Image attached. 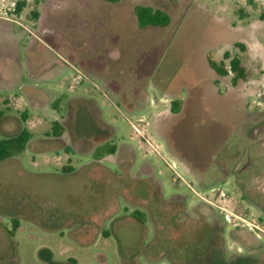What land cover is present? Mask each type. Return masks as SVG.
<instances>
[{
    "label": "rangeland",
    "instance_id": "obj_1",
    "mask_svg": "<svg viewBox=\"0 0 264 264\" xmlns=\"http://www.w3.org/2000/svg\"><path fill=\"white\" fill-rule=\"evenodd\" d=\"M17 1L0 0V139L33 137L0 160V264L264 262V0H74L68 41L34 19L45 0ZM137 4L171 22L140 28ZM225 51L254 76H220Z\"/></svg>",
    "mask_w": 264,
    "mask_h": 264
},
{
    "label": "trees",
    "instance_id": "obj_2",
    "mask_svg": "<svg viewBox=\"0 0 264 264\" xmlns=\"http://www.w3.org/2000/svg\"><path fill=\"white\" fill-rule=\"evenodd\" d=\"M116 1V0H110ZM135 15L140 28L148 26H167L171 22V14L161 8H155L150 5L137 4L135 6ZM236 46L243 52L247 49V45L243 42H237ZM224 58L229 60L228 67L224 61H219L210 53L207 55L210 66L220 75L232 74V83L236 84L239 80H248L254 75L243 61V55L236 53L231 54L225 51ZM180 101L172 103L173 112L180 110ZM55 133L60 135L63 131L62 126L55 122ZM32 133L28 129H22L20 132L0 139V160H4L12 155L24 152L27 149ZM116 146L114 144H103L97 147L96 152L103 151L104 154L114 153ZM139 212V211H138ZM137 213V212H136ZM13 234V232H11Z\"/></svg>",
    "mask_w": 264,
    "mask_h": 264
},
{
    "label": "flooded vegetation",
    "instance_id": "obj_3",
    "mask_svg": "<svg viewBox=\"0 0 264 264\" xmlns=\"http://www.w3.org/2000/svg\"><path fill=\"white\" fill-rule=\"evenodd\" d=\"M104 1L114 4V3H117L121 0H116V1L104 0ZM73 2H74V0H45L43 2V4L41 5V9L38 6H36V9L33 10V17H34V19H37V24L39 26L42 25V23L44 22V20L46 19L47 16H51L52 19H53V16H54V19H56L58 16L60 17L61 20L65 19V21L63 23L64 27H62V29L64 31L63 33L65 36V39H67V41H68L69 40L68 36H70V35L67 32L71 31L72 25H74V27L72 29L75 30V27H76L75 24L82 23L81 19L78 20L76 17H73V16H77V15L82 14L81 13L82 8L79 6H76V4L71 5V3H73ZM35 3H36V5H39L40 2H39V0H36ZM25 6H26V4H25L24 0L23 1H17L15 3L14 9L19 13L25 8ZM46 11H47V13H46ZM134 13H135V7H134ZM81 26L82 25H80L78 27L81 28ZM59 29H60V24L52 23L50 26H45V27L43 26L40 32H41V35L46 36L47 31H49L51 34H48V35L51 36V39H48V40L50 42L57 43L60 41L58 38L54 39V37H56L54 33L56 31H58ZM3 33H5V31L0 33V40H2V38L4 36ZM52 37H53V39H52ZM38 42H41L42 44H47V42H44L42 40L38 41ZM102 44H103V42H102ZM63 45H64V43H63ZM67 45L69 46L70 44L67 43ZM79 47L82 49L81 46H79ZM97 51H98V54H97L98 56L101 55L103 52L105 53L104 56H106V54H109L107 49L103 50V48H102V50L98 49ZM66 52H68L70 55H72L71 51L68 50ZM76 58H79L78 60H80V61H85V58H88V56H87V54H84V52L81 51L79 56H77ZM245 107L249 108L250 105L248 103H245ZM259 107L260 106H258V104H256V109H255V111H253V114H255V117L253 118V116H252V118H251V123L254 124L253 130H252L253 134L251 136V138H253V139L258 137V133L263 130V126H264L263 125V108L262 107L259 108ZM248 112H251V111H248ZM54 126H55V124H54ZM62 128L64 131L65 127L62 126ZM62 132H61V134H62ZM60 135H57V136H60ZM222 185H223V183H222ZM221 186H215L214 185L212 187V189H215V188L220 189Z\"/></svg>",
    "mask_w": 264,
    "mask_h": 264
},
{
    "label": "crops",
    "instance_id": "obj_4",
    "mask_svg": "<svg viewBox=\"0 0 264 264\" xmlns=\"http://www.w3.org/2000/svg\"><path fill=\"white\" fill-rule=\"evenodd\" d=\"M61 136H62V134H61ZM33 137V136H32ZM49 137V136H48ZM48 137H42V138H39V139H37V144H39V145H43V144H46V143H48ZM38 150H43L42 148L41 149H39L38 148ZM58 155V157H56L55 159H60V154H57ZM65 160H67V161H70L71 160V157H69V156H66L65 157ZM63 166H65V164H62ZM68 166H65V168L68 170V169H70V167L69 168H67ZM256 240V243H255V245H257V246H262V244H263V241H261V240H257V239H255ZM247 248V245L245 244V243H243V246H241V248ZM242 250V249H241ZM244 252H246L245 250H243V252L242 253H240V254H238L237 255V257H228V256H226V257H224V260H223V262L222 263H220V264H264V262H262V261H258L257 260V257H251V255H245L246 253H244ZM252 254V253H251ZM227 255V254H226Z\"/></svg>",
    "mask_w": 264,
    "mask_h": 264
},
{
    "label": "built area",
    "instance_id": "obj_5",
    "mask_svg": "<svg viewBox=\"0 0 264 264\" xmlns=\"http://www.w3.org/2000/svg\"><path fill=\"white\" fill-rule=\"evenodd\" d=\"M227 219L228 220H230V218H229V216L227 215ZM240 219L243 221V220H246V219H244L243 217H240ZM247 221V220H246ZM255 226H257V225H255Z\"/></svg>",
    "mask_w": 264,
    "mask_h": 264
},
{
    "label": "clouds",
    "instance_id": "obj_6",
    "mask_svg": "<svg viewBox=\"0 0 264 264\" xmlns=\"http://www.w3.org/2000/svg\"><path fill=\"white\" fill-rule=\"evenodd\" d=\"M110 55H112L111 53H110ZM113 58H116L115 56H113Z\"/></svg>",
    "mask_w": 264,
    "mask_h": 264
}]
</instances>
